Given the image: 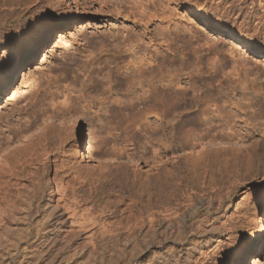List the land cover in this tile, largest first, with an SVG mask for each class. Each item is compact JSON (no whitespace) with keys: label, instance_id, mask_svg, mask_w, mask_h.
Here are the masks:
<instances>
[{"label":"rangeland","instance_id":"rangeland-1","mask_svg":"<svg viewBox=\"0 0 264 264\" xmlns=\"http://www.w3.org/2000/svg\"><path fill=\"white\" fill-rule=\"evenodd\" d=\"M135 1L0 0V151L25 141L42 123L34 120L35 109L50 111V103L61 101L63 95L80 97V107L77 113L71 112L74 118L70 121L84 161L97 163L91 153L95 146L111 152L126 146L130 160L116 155L101 161L106 159L113 168L124 162L131 169L136 166L139 179H151L160 172L163 181L162 193L158 180H127L129 187L124 190L116 182L111 186L103 181L101 189L87 184L83 193L90 196V205L117 204L120 216L113 219L116 223L174 196L181 200L184 186L226 184L231 197L212 214L217 216L228 206L225 226L216 252L203 264H264V64L258 61L264 53L232 46L215 29L243 35L264 47V2L157 0L143 10L148 16L142 17ZM155 9L160 16L149 17ZM36 32L40 38L33 35ZM13 47L21 49L26 62L3 85L7 62L16 55ZM134 53L156 74L154 83H176L173 108L167 103L139 102L133 98L138 90H126L116 72L130 65ZM147 82L141 83L144 89ZM134 85L138 87L137 82ZM48 118L53 124L59 122L57 116ZM28 125L30 130H26ZM212 132L234 140L208 143L201 139ZM91 134L98 140L92 148ZM191 142L207 144L180 153ZM156 153H160L159 161L151 160ZM201 163L207 172L198 180L197 172L202 169L194 165ZM11 166L9 162L6 169ZM24 169L26 176L29 169ZM31 192L40 196L41 183H33ZM42 196L34 199L30 212L19 221V264H101L108 259L103 247L92 248L87 239L94 226L82 229L67 213L63 220L65 233L72 234L68 241L57 239L55 228L49 232L44 223L29 226L26 218L35 224L47 219L35 209ZM254 210L263 220L261 235ZM199 211L200 217L206 216L205 208ZM196 232L193 228L187 236ZM6 246L0 240V264L7 262ZM120 249L114 252L122 258L118 264H150L159 248L154 245L146 253L138 247L135 251L140 254L134 256L128 254L129 247ZM236 250L241 251L238 257ZM100 256L106 257L100 260Z\"/></svg>","mask_w":264,"mask_h":264},{"label":"bare ground","instance_id":"bare-ground-1","mask_svg":"<svg viewBox=\"0 0 264 264\" xmlns=\"http://www.w3.org/2000/svg\"><path fill=\"white\" fill-rule=\"evenodd\" d=\"M156 1L137 0L134 4L142 8V12L139 15L146 17L148 15L143 10L149 5H153ZM192 2L184 0V3L187 4H192ZM131 8H135V6ZM201 9L203 8L201 7ZM131 13L135 14L133 11ZM150 16L158 18L160 16L158 9H155V12L150 14ZM215 29L232 46L240 45L245 47L250 53H264L263 46L252 43L243 35H232L221 28ZM33 35L37 38L41 36L37 32L33 33ZM20 50L18 47H13L12 49V52L16 55L7 62L5 69L6 80L2 83L3 85L5 83L8 84L13 75L26 62V55ZM258 61L264 64V54L260 56ZM127 71L129 72L127 73ZM116 74L125 81L127 91L133 88L139 91L133 97L137 101L143 103L153 102L158 105L167 103L171 108L175 106L178 93L176 83H173L172 80H168L166 83H154L152 80L155 79L156 74H153L151 68L149 69L145 66V63L142 62L140 55H137V53L133 54L130 65H126L124 70H117ZM145 81L148 82L147 88L144 89L141 83ZM135 82H137L138 87L134 85ZM1 88L2 86H0ZM52 99L53 97H51ZM80 100V97L77 96L63 95L61 101L55 104L50 103L52 106L50 111L41 107L35 109L34 120L36 122L41 120L43 124L40 123L25 141H18L9 148L6 147L5 151H3L4 149L0 151V240L7 245L6 264H19V256L16 252L17 241L21 232L19 221H21L22 215H27L28 211L34 206V199L37 197L41 198L42 195L43 200L40 204L37 201L35 209L38 213H43V218L46 217L47 219L45 218V222L35 224L33 220L26 218L28 225H37L39 227L44 223L43 226L49 229V232L55 228V237L64 241L65 239L68 241L72 236L70 233H65L64 213L76 219V222H80L79 225L82 229L93 225L94 231L87 239L92 244V248L103 247L109 255H107L108 257L104 256L108 259L100 256V260L102 258L105 260L102 262L99 260L101 264H118L122 258L116 253L123 246L124 248L129 247L131 250L128 254L134 256L138 253L140 254V252L135 251L136 248L141 247V250L147 253L146 250L148 248L156 245L159 249L156 251L157 253L151 256V263L150 259H148L150 264H203L209 260L216 252V242L219 241L218 236L224 229L228 206L222 212H219L220 214L217 216L212 214L219 211L225 201L230 199L231 188L226 184H216L215 182H211V184L200 182L195 187L192 185L185 188L184 186L183 193L180 195L181 200L174 196L170 201H159L160 203L155 206L156 208L149 207L144 212H138L126 219H118L115 223L113 219H117L120 216L117 204L111 205L109 201L110 204L104 202L97 207L93 204V206L90 205V196H85L86 192L83 193L84 186L87 184L91 185V187L95 185L93 189H97L102 185L103 181L111 184V186L116 182L120 184L119 188L124 190L123 188H126V183H128L127 180H158L160 181L158 187L162 193L163 181L160 176L161 173L157 172L151 179L148 177L147 179H139V170L136 169V166L133 167L131 165L133 167L131 169L124 162L113 168L111 163L105 161L106 159L101 161L100 158L104 156L113 158L116 155L120 159L129 158V148L124 145L125 147L121 150L111 152L102 145L95 146L98 140L95 139L96 135L93 137L92 134L90 147H95L94 150H91V153L96 155L93 159L97 163H86L84 157L77 151L76 147L79 144V140L75 136L74 125L71 122V119L74 118V114H71V112L76 111L75 113H77L80 107ZM55 116L59 118L58 124H53V119L48 120V117ZM210 119L211 117H207L206 120L209 121ZM30 129L31 126L28 125L26 130ZM172 131L174 132V125ZM201 139L206 140L208 143L219 140L232 142L234 140L232 137H223L213 132L201 137ZM108 140L105 137V141H103L107 142ZM207 142L187 143V145L182 147L180 153H188L194 146V148H200ZM40 147L41 149L37 153L36 150ZM142 158H145V155ZM151 158V160L159 161L160 153L154 154ZM9 162H11L12 166L6 169ZM194 166L196 169H202L199 171L200 173L197 172V178L200 180L199 176L206 174L207 166L202 163ZM24 168L29 169V173L26 176L24 174L26 169ZM131 173L133 177H130ZM19 180H21L20 183L18 182ZM177 180L182 187L181 179L178 178ZM39 182L42 185V192L40 196H37L31 192V188L33 183ZM136 186L138 188V185ZM127 187L129 186L127 185ZM156 191H158V188H156ZM262 197H264V192ZM202 208H205L206 211V216L203 218L199 215V210ZM45 212L47 216L44 215ZM255 218L258 219V224L260 223L256 228L261 235L263 232L261 222L263 220H261L259 215L257 216V211L254 210L253 219L255 220ZM193 228L197 230L196 235L193 236L192 233L188 237L187 233ZM64 233L66 236H64ZM43 234L45 235V233ZM44 237L48 238L47 236ZM115 251L116 253H114ZM240 252V250H236V257L240 255Z\"/></svg>","mask_w":264,"mask_h":264}]
</instances>
